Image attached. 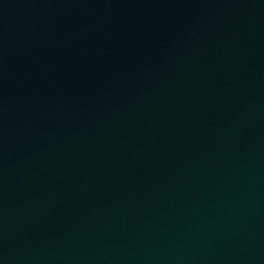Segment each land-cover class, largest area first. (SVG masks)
I'll return each instance as SVG.
<instances>
[{"label":"water","instance_id":"water-1","mask_svg":"<svg viewBox=\"0 0 264 264\" xmlns=\"http://www.w3.org/2000/svg\"><path fill=\"white\" fill-rule=\"evenodd\" d=\"M0 264H264V0H0Z\"/></svg>","mask_w":264,"mask_h":264}]
</instances>
